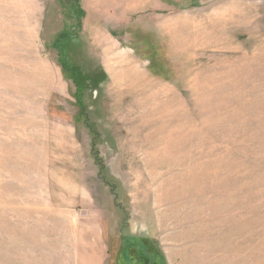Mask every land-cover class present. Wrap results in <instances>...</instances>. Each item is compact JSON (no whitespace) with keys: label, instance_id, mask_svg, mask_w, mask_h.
I'll list each match as a JSON object with an SVG mask.
<instances>
[{"label":"rangeland","instance_id":"obj_1","mask_svg":"<svg viewBox=\"0 0 264 264\" xmlns=\"http://www.w3.org/2000/svg\"><path fill=\"white\" fill-rule=\"evenodd\" d=\"M131 249L264 264V0H0V264Z\"/></svg>","mask_w":264,"mask_h":264},{"label":"crops","instance_id":"obj_2","mask_svg":"<svg viewBox=\"0 0 264 264\" xmlns=\"http://www.w3.org/2000/svg\"><path fill=\"white\" fill-rule=\"evenodd\" d=\"M241 3H236V7L231 10H225L222 11L220 8H216L218 11L213 12L212 15H209L208 18L199 23H195L194 21L186 20L183 22H175L176 29L178 26V31H182V26H190V29L195 31L198 30L200 33L212 31V32H224L231 26H236L238 29L242 28V25L245 27L246 21L250 18H254V11L255 7L252 6L250 10L243 9ZM105 55L108 57V60H106V64L108 65V68L113 72V82L115 83L116 80L120 78H124L128 76V72H134L133 76L138 77L141 81L143 80V75L139 71H134V67L131 69V71H128L125 73H120L121 71H118L119 68H123L125 70L127 62L125 60H119L120 58L127 57L126 55L122 53H118L115 51V49L109 45L107 47V51ZM107 59V58H106ZM125 72V71H123ZM136 74V75H135Z\"/></svg>","mask_w":264,"mask_h":264},{"label":"trees","instance_id":"obj_3","mask_svg":"<svg viewBox=\"0 0 264 264\" xmlns=\"http://www.w3.org/2000/svg\"><path fill=\"white\" fill-rule=\"evenodd\" d=\"M131 250L126 251L125 255L122 258L123 262L121 264H140L139 260L134 255V253H137V252L134 250L132 251ZM148 256H151L153 258L152 259L146 258L147 260L142 264H161V257H160L161 255H159L158 253L156 252L150 253Z\"/></svg>","mask_w":264,"mask_h":264},{"label":"bare ground","instance_id":"obj_4","mask_svg":"<svg viewBox=\"0 0 264 264\" xmlns=\"http://www.w3.org/2000/svg\"><path fill=\"white\" fill-rule=\"evenodd\" d=\"M191 34H193V33L191 32V33H190V36H191ZM196 35H197V34H196ZM192 36L194 37V35H192ZM193 37H192V39H194ZM196 37H197V36H196ZM126 73H127V72H126ZM130 73H131V72H130ZM127 79H129V78H127ZM129 80H130V79H129ZM158 89H159V88H158ZM158 89H157V90H158ZM159 90H160V89H159ZM167 91H168V90H167ZM158 93H159V92H158ZM160 94H162V93L160 92ZM170 94H171V93H170ZM172 96H173V95H172ZM172 98H173V97H172ZM157 100H158V99H157ZM171 101H172V100H171ZM174 104H175V103H174ZM174 104H173V105H174ZM166 105H167V104H166ZM169 105H170V104H169ZM167 106H168V105H167ZM175 106H176V104H175ZM168 107L170 108V106H168ZM166 108H167V107H166ZM170 109H171V108H170ZM173 109H174V110H173ZM160 110H161V111L163 110L162 106H161ZM171 110H172V111H175L176 109H175V107H172ZM171 110H170V112H171ZM166 111H167V109H166ZM170 112H168V114H169ZM157 113H158V112H157ZM155 114H156V113H155ZM155 114H154V115H155ZM158 114H159V113H158ZM160 114H161V112H160ZM164 114H165V111H164ZM170 114H172V113H170ZM153 117H154V116H153ZM160 119H161V118H160ZM162 121H163V120H162ZM160 133L162 134V132H160ZM187 261H188V260H187ZM183 264H184V263H183Z\"/></svg>","mask_w":264,"mask_h":264}]
</instances>
